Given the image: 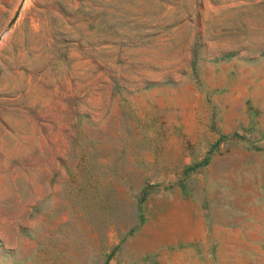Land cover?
<instances>
[{
    "label": "rangeland",
    "instance_id": "rangeland-1",
    "mask_svg": "<svg viewBox=\"0 0 264 264\" xmlns=\"http://www.w3.org/2000/svg\"><path fill=\"white\" fill-rule=\"evenodd\" d=\"M0 264H264V0H0Z\"/></svg>",
    "mask_w": 264,
    "mask_h": 264
},
{
    "label": "crops",
    "instance_id": "crops-1",
    "mask_svg": "<svg viewBox=\"0 0 264 264\" xmlns=\"http://www.w3.org/2000/svg\"><path fill=\"white\" fill-rule=\"evenodd\" d=\"M185 226H187L188 228H189V234H188V236H183V235H179L178 234V231H179V229L176 231V238H178V239H187V238H190V237H192V236H194V232L192 231L193 230V227L191 226V224H186ZM182 227V226H181ZM180 227V228H181Z\"/></svg>",
    "mask_w": 264,
    "mask_h": 264
},
{
    "label": "trees",
    "instance_id": "trees-1",
    "mask_svg": "<svg viewBox=\"0 0 264 264\" xmlns=\"http://www.w3.org/2000/svg\"><path fill=\"white\" fill-rule=\"evenodd\" d=\"M225 137H229V135H221L220 136L221 139H224ZM220 138H219V140H220Z\"/></svg>",
    "mask_w": 264,
    "mask_h": 264
},
{
    "label": "bare ground",
    "instance_id": "bare-ground-1",
    "mask_svg": "<svg viewBox=\"0 0 264 264\" xmlns=\"http://www.w3.org/2000/svg\"><path fill=\"white\" fill-rule=\"evenodd\" d=\"M179 229H180V228H179ZM187 229H188V231H189V228H188V227H187ZM181 231H182V230H181ZM184 231L186 232L187 230L185 229ZM182 232H183V231H182ZM185 232H184V233H185ZM189 232H190V231H189ZM179 233H180V232H179ZM186 236H187V235H186Z\"/></svg>",
    "mask_w": 264,
    "mask_h": 264
}]
</instances>
